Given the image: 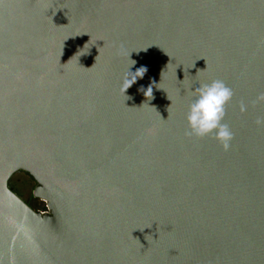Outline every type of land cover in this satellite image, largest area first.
<instances>
[{
  "label": "water",
  "instance_id": "obj_1",
  "mask_svg": "<svg viewBox=\"0 0 264 264\" xmlns=\"http://www.w3.org/2000/svg\"><path fill=\"white\" fill-rule=\"evenodd\" d=\"M0 264H264V0H0Z\"/></svg>",
  "mask_w": 264,
  "mask_h": 264
},
{
  "label": "clouds",
  "instance_id": "obj_2",
  "mask_svg": "<svg viewBox=\"0 0 264 264\" xmlns=\"http://www.w3.org/2000/svg\"><path fill=\"white\" fill-rule=\"evenodd\" d=\"M146 71L144 67L134 73L130 71L132 76L127 78L124 87L128 89L131 80L135 78L136 81L137 78H142ZM144 94L152 97V88L149 87ZM232 97V90L222 81L216 80L210 84L200 85L196 89L194 100L189 105L187 123L190 131L186 134L200 138L214 135L227 151L234 137L229 126L222 123V120L226 114V105Z\"/></svg>",
  "mask_w": 264,
  "mask_h": 264
},
{
  "label": "trees",
  "instance_id": "obj_3",
  "mask_svg": "<svg viewBox=\"0 0 264 264\" xmlns=\"http://www.w3.org/2000/svg\"><path fill=\"white\" fill-rule=\"evenodd\" d=\"M21 172H24V171H21ZM31 180H33L34 182H35V180L33 179V177L29 174V173H27V172H24ZM11 180H12V178L10 179V187H12L13 189H14V191H15V193L16 194H18L21 198H22V196H21V194H19L18 192H17V190L15 189V187L13 186V183H11ZM36 183V182H35ZM34 196V195H33ZM23 199V198H22ZM28 203V202H27ZM31 205V204H30Z\"/></svg>",
  "mask_w": 264,
  "mask_h": 264
}]
</instances>
